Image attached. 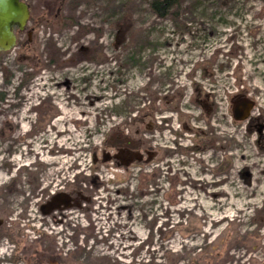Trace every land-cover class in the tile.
Returning <instances> with one entry per match:
<instances>
[{
  "label": "rangeland",
  "instance_id": "1",
  "mask_svg": "<svg viewBox=\"0 0 264 264\" xmlns=\"http://www.w3.org/2000/svg\"><path fill=\"white\" fill-rule=\"evenodd\" d=\"M25 1L0 58V264H264V0Z\"/></svg>",
  "mask_w": 264,
  "mask_h": 264
},
{
  "label": "water",
  "instance_id": "2",
  "mask_svg": "<svg viewBox=\"0 0 264 264\" xmlns=\"http://www.w3.org/2000/svg\"><path fill=\"white\" fill-rule=\"evenodd\" d=\"M29 5L23 0H0V52H8L17 46L15 28L23 31L30 20ZM251 110L245 104L235 110L237 120H243Z\"/></svg>",
  "mask_w": 264,
  "mask_h": 264
},
{
  "label": "trees",
  "instance_id": "3",
  "mask_svg": "<svg viewBox=\"0 0 264 264\" xmlns=\"http://www.w3.org/2000/svg\"><path fill=\"white\" fill-rule=\"evenodd\" d=\"M179 4H180V1L179 0H151L149 2V8L153 11V12H156L160 17L162 16H167V15H174L177 13V7H179ZM175 8V11H172L173 9ZM130 19V18H129ZM127 17L125 20L126 23L125 24H128L130 23V20H129ZM123 20V19H122ZM124 25V24H123ZM122 31L123 29L121 30L120 29V33L122 34ZM124 33V32H123ZM78 55L80 56V58H72L70 59V62H68L69 64H72L75 62V61H78L80 59H86L87 57L89 58L90 61H95L97 59V55H93V54H89L87 51L85 52H80L78 53ZM76 59V60H75ZM78 59V60H77ZM105 58H100L99 61H104ZM55 61V60H54ZM81 61V60H80ZM205 76H209V77H212L211 75H205ZM10 79H7V81H9ZM4 99V96L0 93V100H3ZM116 115H118L119 117L121 116V114L117 113ZM257 123V119H253L251 120V125H250V129H249V134H253L256 130H257V127L258 125H256ZM209 134L212 135L213 132L212 131H209ZM204 137H208L206 134ZM153 172H151L152 174ZM149 175V174H146V176ZM154 175V178L156 177V172L153 174ZM142 176V174H141ZM142 181V180H141ZM148 178L145 177V179L143 178V182L145 183V186L147 188V184H148V187H149V182H148ZM143 185V183L140 184L139 186V189L140 191L143 192L144 189L146 188H141ZM168 264V262H167Z\"/></svg>",
  "mask_w": 264,
  "mask_h": 264
},
{
  "label": "flooded vegetation",
  "instance_id": "4",
  "mask_svg": "<svg viewBox=\"0 0 264 264\" xmlns=\"http://www.w3.org/2000/svg\"><path fill=\"white\" fill-rule=\"evenodd\" d=\"M24 1H25V0H24ZM27 4H28V3H27ZM28 5H29V4H28ZM29 8H30V6H29ZM30 13H31V9H30ZM30 18H31V16H30ZM29 21H30V20H29ZM20 32H21V31L16 27V28H15V33H16V35H17V41H18V36H19ZM4 53H5V52H0V58H1L2 55H4ZM249 114H250V112L248 113V115H249ZM248 115H247V116H248ZM250 125H251V120H249L248 123H247V125L245 126V127H246V131H247L248 133H249ZM258 126H259V125H258ZM258 130H259V129H258ZM256 131H257V130H256ZM248 135H251V134H248ZM261 139L264 140L263 137H262Z\"/></svg>",
  "mask_w": 264,
  "mask_h": 264
},
{
  "label": "bare ground",
  "instance_id": "5",
  "mask_svg": "<svg viewBox=\"0 0 264 264\" xmlns=\"http://www.w3.org/2000/svg\"><path fill=\"white\" fill-rule=\"evenodd\" d=\"M26 2V1H25ZM27 3V2H26Z\"/></svg>",
  "mask_w": 264,
  "mask_h": 264
}]
</instances>
